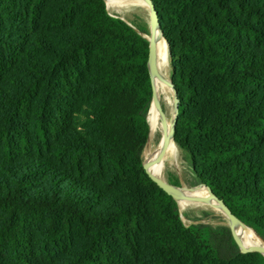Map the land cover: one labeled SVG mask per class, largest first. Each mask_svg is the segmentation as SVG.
<instances>
[{
  "label": "trees",
  "instance_id": "1",
  "mask_svg": "<svg viewBox=\"0 0 264 264\" xmlns=\"http://www.w3.org/2000/svg\"><path fill=\"white\" fill-rule=\"evenodd\" d=\"M152 2L182 172L264 229V0ZM138 19L104 0H0V264H264L147 172L154 87Z\"/></svg>",
  "mask_w": 264,
  "mask_h": 264
},
{
  "label": "bare ground",
  "instance_id": "2",
  "mask_svg": "<svg viewBox=\"0 0 264 264\" xmlns=\"http://www.w3.org/2000/svg\"><path fill=\"white\" fill-rule=\"evenodd\" d=\"M130 5H127L129 4ZM107 11L111 14L113 11H120L122 8L129 6H138L144 8L147 12L149 9L146 5L141 2V0H107ZM155 47L157 49V64L160 72H165L169 69V56L168 54V45L164 40L157 36L155 40ZM164 74V73H163ZM158 98L157 101L161 105L164 99L169 101L170 98L174 95L171 89L163 82L156 83ZM175 105V104H174ZM170 118V116H169ZM148 122L150 125V139L147 145L146 150L152 142V138L157 131L161 132V137L156 146L152 158L146 159L145 167L149 174L153 178L162 182L166 187H169L170 184L167 179V172L169 169H173V166L170 162L169 156V140H170V125L167 119L158 111L157 107L150 108L148 115ZM173 192L177 194V202L180 206V209L183 210L187 206L193 205L190 204L187 199L198 198L200 203H203L205 206H211L217 210L222 211L223 207L217 203L211 196L209 190L204 186H199L196 191V195H193L188 189H183L173 186ZM183 195L184 197H182ZM222 218L225 224H227L235 233L236 237V250L241 252L251 247H260L264 250V238L249 232L243 227L239 226L233 219L228 215L222 213ZM242 236V241H237L238 236Z\"/></svg>",
  "mask_w": 264,
  "mask_h": 264
},
{
  "label": "water",
  "instance_id": "3",
  "mask_svg": "<svg viewBox=\"0 0 264 264\" xmlns=\"http://www.w3.org/2000/svg\"><path fill=\"white\" fill-rule=\"evenodd\" d=\"M107 0H104L105 4H106ZM141 2H143L146 7L149 9V15H150V22H149V34H142L141 35L143 37H145L148 41L149 44V59H148V67H149V72L153 81V87H154V95H153V99H152V103H151V108L157 107L158 111L161 112V114L167 119V121L169 122L170 125V140H169V156H170V162L173 166V170L174 172L178 175L179 181H180V188L181 191L183 189H188L193 195H196V191L197 188L199 186H204L206 187L212 198L219 203L222 207L223 210H217L211 206H205L203 203H200V201L198 200V198H193V199H187V201L190 204H193L195 206H197L200 210H203L207 213L210 214L211 217L217 216L220 217L223 220V216L222 213L228 215L231 219H233L239 226L243 227L244 229L248 230L249 232H253L256 235H259L261 237L264 238V229L261 228L260 226H258L256 223L254 222H246L236 216H234L231 211L220 201L218 200L210 191V189L206 186V185H199V186H192L185 178L182 169H181V165H180V161H179V157H178V148L176 145V141H175V137H174V132H175V126H176V119L178 116V98H177V93L174 89V85L172 83V80L170 78H166L165 76H163V74H161L159 68H158V64H157V49L155 47V40L157 38L158 35H160V37L165 41L164 37L162 36V32H161V28H160V23H159V19H158V15H157V11L155 10L154 4L152 2V0H141ZM127 5H130L127 4ZM107 7V4H106ZM111 17H114L112 15H110ZM120 19L124 20L127 24H129L131 27L135 28L134 26H132L128 21H126L125 19L119 17ZM136 29V28H135ZM168 55V54H167ZM169 56V55H168ZM157 82H163L166 83V85L171 89V91L174 94V99H175V105H174V110H173V114L172 116L169 118V116L167 115V113L165 112V110L162 108V106L159 104V102L157 101L158 98V94H157V88H156V83ZM150 139V136H149ZM149 142V140H148ZM148 145V143H147ZM147 148V146H146ZM146 168V167H145ZM152 178L153 176L151 174H149ZM156 183L162 187L164 190H166L169 194H171L173 196V198L176 200L177 202V194H175L172 190L173 186H169L166 187L162 182L158 181L157 179L153 178ZM182 197H184L183 195H181ZM178 203V202H177ZM179 206V204H178ZM180 208V206H179ZM181 210V209H180ZM225 224V223H224ZM226 227L228 228L229 232L232 234L233 236V241L234 244H236V237H235V233L234 231L227 225L225 224ZM242 236L239 235L238 236V240L237 241H242ZM235 251L237 254L240 253H245V252H249V251H258L261 254L264 255V250L263 248L260 247H251L248 248L246 250H243L241 252L236 250L235 247Z\"/></svg>",
  "mask_w": 264,
  "mask_h": 264
},
{
  "label": "rangeland",
  "instance_id": "4",
  "mask_svg": "<svg viewBox=\"0 0 264 264\" xmlns=\"http://www.w3.org/2000/svg\"><path fill=\"white\" fill-rule=\"evenodd\" d=\"M110 15H112L114 17H121V18L125 19L126 21H128L131 25L134 23V21H139L138 18H145V20H147L148 23L150 22V18H151L149 15V12H147L144 8L138 7V6L137 7L136 6L125 7V8H122L120 11L119 10L113 11ZM163 73L161 72V74H163V76H165L166 78H170V63H169V69ZM174 104H175L174 95L170 98L169 101H166L164 99V101L161 104L162 108H164L165 112L170 117L173 114ZM160 137H161V132L157 131L152 138V142H151L150 146L148 147V149L145 152V161H146V159L152 158L153 152H154L156 146L158 145ZM178 157H179V151H178ZM172 171H174V170L169 169L167 172V176H168L169 172H172ZM199 210L200 209L197 206L190 205L181 211L182 212H185V211L197 212ZM183 222L185 223L186 226H188L190 223L186 217H183Z\"/></svg>",
  "mask_w": 264,
  "mask_h": 264
}]
</instances>
